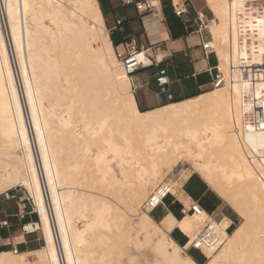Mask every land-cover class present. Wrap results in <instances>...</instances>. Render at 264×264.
<instances>
[{
    "label": "bare ground",
    "instance_id": "6f19581e",
    "mask_svg": "<svg viewBox=\"0 0 264 264\" xmlns=\"http://www.w3.org/2000/svg\"><path fill=\"white\" fill-rule=\"evenodd\" d=\"M206 3L226 85L141 112L98 0H0V196L24 189L44 236L38 250L2 251L0 264H111L122 250L97 257L92 246L118 209L131 234H144L130 240L136 249L154 243V264H264V71L254 68L264 61V7ZM137 60L146 63L142 53ZM183 164L191 169L170 182ZM193 172L243 226L230 234L229 217L204 209L181 219L166 211L159 221L140 212L164 184L191 209L183 187ZM206 226L219 244L193 257L170 237L178 229L190 247Z\"/></svg>",
    "mask_w": 264,
    "mask_h": 264
},
{
    "label": "crops",
    "instance_id": "0c3cea01",
    "mask_svg": "<svg viewBox=\"0 0 264 264\" xmlns=\"http://www.w3.org/2000/svg\"><path fill=\"white\" fill-rule=\"evenodd\" d=\"M187 1L188 14L178 17L172 6L173 0H148L158 7L141 13L134 4L126 5L125 0H98L115 51L122 50L123 44L132 39L144 49L145 53L142 55L146 63L130 77L141 112L154 111L170 103L196 98L206 92L205 87L212 81L217 60L205 58L201 41L194 34V19L198 12L205 11L209 18L213 15L206 0H198L201 4L199 9L193 0ZM118 20L122 22L121 26L117 25ZM162 70L166 71L169 81L165 92L157 83ZM171 199L172 197L165 202L164 211L175 216L179 213L181 215L183 203L178 201L177 205ZM9 200L10 197L0 203V221H7L9 224L6 228H0V253L5 249L14 250L18 247L22 252L40 249L44 238L42 231L28 236L21 233L22 225L40 222L38 216L27 211L22 219L20 214L23 212V204L16 201L13 203L14 207L6 208ZM24 204L29 208L25 202ZM217 210V213H221L224 207L218 206ZM227 215L225 217L231 219L233 214ZM16 240L18 243L14 244Z\"/></svg>",
    "mask_w": 264,
    "mask_h": 264
},
{
    "label": "rangeland",
    "instance_id": "374dc122",
    "mask_svg": "<svg viewBox=\"0 0 264 264\" xmlns=\"http://www.w3.org/2000/svg\"><path fill=\"white\" fill-rule=\"evenodd\" d=\"M193 1H194L195 6L199 9L201 7V4L199 3V1L198 0H193ZM203 13L206 15L205 11H203ZM186 169H191L189 164H183L177 167V169L174 170L175 172H173L172 175L169 176V181L174 182L175 180H177L185 172ZM183 188L185 192L193 199V201H198L200 205L202 206V208L208 214L213 215L214 218L216 217L215 219L217 221H221V219H223L225 216H228L227 215L228 213L233 214L231 219L233 220L234 225L228 231L230 234L233 233V231L236 228L243 226V224L245 223V219L241 217L240 215H238L235 209H233L231 206L226 204V202H224L214 191H212L208 187V185L202 180V178L199 176L198 173L193 172L192 177H190V179L187 182H185ZM154 189L155 188H151L149 193L151 194V192ZM149 195L147 196L146 201L149 198ZM9 197L11 198V200L7 201L9 202V204L6 206V208L10 206L14 207L13 203L16 201L19 202V198L24 199V202L28 206L33 204L32 200L28 198V196L26 195V192L24 191V189L19 188V187H15L14 189L8 191L7 193L1 195L0 203L4 199H9ZM170 201H174L175 204L177 205L179 203L176 198H172ZM145 202H143V205L145 204ZM167 206H168V203H167ZM218 206L224 207V210L221 213H217ZM114 207L117 208L116 205H114ZM141 211H143L142 208L140 209V212ZM165 213L166 212L164 211V208H161L155 213L151 214V216L156 221H159ZM176 217L178 219H181L182 214L180 215L179 213L176 215ZM87 221L88 219H84L80 221L79 226L84 228ZM107 222H108L109 227L98 226L94 231V233L96 234V238H94V245L92 247L97 252V257L102 251H107V250H109V252H112V257H114L115 254L119 253V251L122 250L124 252L123 255L120 258L115 257L114 261L111 264H131L130 262L131 257H134L135 259L134 264H154L156 262L157 257H156V253L154 252L153 242L145 243L141 247V249H136L134 245L130 243V240L135 241L137 239L136 237H138L140 240H144V234L142 232H137L136 230L135 232H132V234L130 233L129 223L131 221L129 218L123 219L121 217L120 209L114 211L110 216H108ZM170 237L173 238L181 247L184 246L189 241V239L178 229H176L172 234H170ZM17 243H18V240L14 242V244H17ZM88 244L91 245V242H88ZM42 246H44V238H42ZM5 250L6 251L9 250L13 252L18 250L19 252H21V249L19 247L17 248V250L16 249L14 250L5 249ZM193 253H194L193 251L190 252L189 254H186L183 252V255L188 256V257H193L194 256ZM36 259L38 260L37 255H32L30 257V261L33 263L37 262ZM197 262L199 264H205V262H199V261Z\"/></svg>",
    "mask_w": 264,
    "mask_h": 264
},
{
    "label": "built area",
    "instance_id": "2783aa9c",
    "mask_svg": "<svg viewBox=\"0 0 264 264\" xmlns=\"http://www.w3.org/2000/svg\"><path fill=\"white\" fill-rule=\"evenodd\" d=\"M158 2H161L163 0H157ZM250 3L254 4L255 6L264 7V0H249ZM148 0H125L126 5H132L134 4L138 12H144L153 8H156L158 6L154 5L152 2L148 4ZM172 6L174 9L175 14L178 17H182L186 14H188L189 8H188V1L187 0H173ZM196 30L195 35L200 39L201 43L200 46L203 50L204 56L206 59L215 58L217 60V65L213 69V76L212 81L209 85L205 87V91L216 89L219 87H223L226 85L228 81V77L225 75L223 69L221 68V62L219 59V56L213 47V36L211 33V27L216 22L215 16L207 17L201 13H197L196 18L194 19ZM122 22L120 20L117 21V25L121 26ZM207 38L205 39V37ZM117 58L122 64V67L125 71V73L128 76H132L136 74L143 66L142 63H140L137 60V55L139 53H145L144 49L139 47L137 41L135 39H132L130 41H127L123 44L122 50H116L115 51ZM256 70L264 71V61L262 65H255L254 67ZM246 73V72H245ZM157 83L161 90L163 92L166 91V86L169 84L168 78L166 76V71L162 70L160 71L158 77H157ZM261 109V115L258 118L260 127L264 130V97L262 99V103L260 105ZM173 187L171 184H164L159 187H157L152 194L149 196L147 201L142 207V210L145 213L153 214L159 209L163 208L165 205V202L169 198H174L173 196ZM22 193V192H21ZM29 201V199H28ZM19 203L23 204V212H21L20 217L24 219L26 212L29 211L32 214H36L40 221L39 213L36 209V206L34 204L30 205L29 208L26 207L24 204V199L19 198ZM20 207V206H19ZM201 210H203L202 206L198 202H193L191 209L187 210L185 205H182L181 208V214L185 215L186 213L190 214H200ZM38 222L36 223H28L21 226V233L24 236L32 235L38 232H41L40 229L37 227ZM9 224L7 221H0V228H6ZM219 237L214 234L212 231V228L210 226L204 227V229L198 234L196 239L192 242L190 247H187L189 244V241L183 246L184 252L186 254H189L192 251H200L204 248H214L219 244Z\"/></svg>",
    "mask_w": 264,
    "mask_h": 264
}]
</instances>
